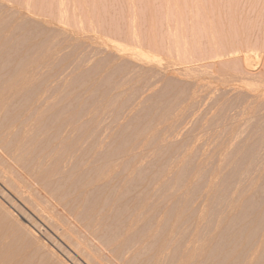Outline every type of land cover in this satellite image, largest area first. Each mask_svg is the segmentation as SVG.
Instances as JSON below:
<instances>
[{"label": "rangeland", "instance_id": "374dc122", "mask_svg": "<svg viewBox=\"0 0 264 264\" xmlns=\"http://www.w3.org/2000/svg\"><path fill=\"white\" fill-rule=\"evenodd\" d=\"M186 262L264 264V0H0V264Z\"/></svg>", "mask_w": 264, "mask_h": 264}, {"label": "bare ground", "instance_id": "6f19581e", "mask_svg": "<svg viewBox=\"0 0 264 264\" xmlns=\"http://www.w3.org/2000/svg\"><path fill=\"white\" fill-rule=\"evenodd\" d=\"M28 74H29V73H28ZM24 83H25V82H24ZM11 84H12V83H11ZM11 84H10V85H11ZM15 84H16V83H15ZM15 84H14V85H15ZM47 85H48V84H47ZM9 88H10V87H9ZM16 88H17V87H16ZM12 89H13V88H12ZM7 90H8V89H7ZM10 90H11V89H10ZM5 91H6V90H5ZM14 91H15V90H14ZM6 96H7V94H6ZM6 96H5V97H6ZM17 101H18V100H17ZM59 101H60V100H59ZM15 103H16V102H15ZM59 104H60V103H59ZM26 110H27V108H26ZM25 112H26V111H25ZM42 132H43V131H42ZM19 144H20V143H19ZM20 145H21V144H20ZM21 146H22V145H21ZM79 148H80V147H79ZM80 149H81V148H80ZM80 149H79V150H80ZM109 172H110V171H109ZM107 175H108V174H107ZM105 177H106V176H105ZM97 179H98V178H97ZM93 181H94V180H93ZM93 181H92V183H93ZM99 181H100V180H99ZM94 183H95V181H94ZM97 184H98V183H97ZM20 186H21V184H20ZM21 187H22V186H21ZM22 189H23V188H22ZM132 192H133V191H132ZM124 196H125V194H124ZM123 198H124V197H123ZM123 198H122V199H123ZM172 198H173V197H172ZM35 199H36V198H35ZM36 200H37V199H36ZM171 200H172V199H171ZM38 201H39V200H38ZM127 201H128V200H127ZM39 202H40V201H39ZM173 202H175V201H173ZM121 203H122V202H121ZM123 203H124V202H123ZM145 203H146V202H145ZM144 205H145V204H144ZM127 207H128V206H127ZM129 207H130V205H129ZM133 209H134V208H133ZM145 209H147V208H145ZM145 209H144V210H145ZM125 211H126V210H125ZM130 211H131V210H130ZM130 211H128V212H130ZM126 212H127V211H126ZM146 212H147V211H146ZM95 213H96V212H95ZM97 213H98V212H97ZM130 213H131V212H130ZM134 213H135V212H134ZM122 214H123V213H122ZM126 215H127V214H126ZM53 216H54V215H53ZM122 216H125V215H122ZM134 216H135V215H134ZM94 217H95V216H94ZM125 217H126V216H125ZM127 217H128V216H127ZM97 218H98V217H97ZM132 218H133V217H132ZM132 218H131V219H132ZM134 218H135V217H134ZM139 218H140V217H139ZM102 219H103V218H102ZM121 220H122V219H121ZM125 221H126V220H125ZM127 221H128V220H127ZM131 221H132V220H131ZM141 221H142V220H141ZM145 221H146V220H145ZM95 222H96V221H95ZM98 222H99V221H98ZM137 222H138V220H137ZM142 222H143V221H142ZM157 222H158V221H157ZM157 222H156V223H157ZM104 223H105V222H104ZM126 223H127V222H126ZM98 224H99V223H98ZM131 224H132V222H131ZM131 224H130V225H131ZM157 224H158V223H157ZM128 225H129V222H128ZM128 225H126V226H128ZM138 225H139V224H138ZM142 225H143V224H142ZM133 226H134V225H133ZM136 227H137V226H136ZM154 227H156V226H154ZM158 227H159V226H158ZM141 228H142V227H141ZM137 229H138V228H137ZM150 229H151V228H150ZM143 230H144V229H143ZM158 230H159V229H158ZM34 231H35V230H34ZM34 231H33V233H36V232H37V231H36V232H34ZM129 231H130V230H129ZM148 231H149V230H148ZM156 231H157V230H156ZM138 233H139V232H138ZM150 233H151V232H150ZM147 234H148V232H147ZM151 234H152V233H151ZM36 235H37V234H36ZM143 235H144V234H143ZM152 235H153V234H152ZM155 235H156V234H155ZM155 235H153V236H155ZM160 235H161V233H160ZM119 236H120V235H118V237H119ZM150 236H151V235H150ZM158 236H159V235H158ZM166 237H167V236H166ZM171 237H172V236H171ZM120 238H121V237H120ZM141 238H142V237H141ZM141 238H140V239H141ZM154 238L156 239V237H154ZM171 239H172V238H171ZM118 240H119V239H118ZM145 240H146V239H145ZM140 241L142 242V239H141ZM163 241H164V240H163ZM167 241H168V240H167ZM171 241H172V240H171ZM173 241H174V240H173ZM173 241H172V242H173ZM156 242H157V241H156ZM159 242H160V241H159ZM172 242H171V243H172ZM139 243H140V242H139ZM162 243H163V242H162ZM164 243H165V242H164ZM169 243H170V242H169ZM173 243H174V242H173ZM158 244H159V243H158ZM165 244H166V243H165ZM177 244H178V243H177ZM161 245H162V244H161ZM166 245L168 246V244H166ZM169 245H170V244H169ZM175 245H176V244H175ZM167 246H166V248H167ZM170 246H171V245H170ZM138 247H139V246H138ZM140 247H141V246H140ZM161 247H162V246H161ZM141 248H142V247H141ZM158 248H159V247H158ZM168 248H169V247H168ZM161 249H162V248H161ZM172 249H173V248H172ZM157 250H158V249H157ZM159 250H160V249H159ZM159 250H158L157 252H159ZM162 250H164V249H162ZM126 251H127V250H126ZM130 251H131V250H130ZM133 251H135V250H133ZM139 251H140V250H139ZM153 251H154V250H153ZM168 251H169V249H168ZM190 251H191V250H190ZM128 252H129V251H128ZM157 252H156V255L158 254ZM130 253H132V252H130ZM133 253H134V252H133ZM142 253H143V252H142ZM162 253H163V252H162ZM162 253L159 252V255L162 254ZM124 254H125V253H124ZM139 254H140V253H139ZM126 255H128V254H126ZM159 255H158V256H159ZM133 256H134V255H133ZM137 256H139V255H137ZM137 256H136V257H137ZM160 256H161V255H160ZM160 256H159V257H160ZM189 256H190V257L187 258L188 260H189L190 258H192L191 255H189ZM124 257H125V256H124ZM139 257H140V256H139ZM159 257H158V258H159ZM185 258H186V257H185ZM134 259H135V257H134ZM187 259H185V260H187ZM136 260H137V259H136ZM138 260H139V258H138ZM190 261H191V259H190ZM183 262H184V261H183ZM183 262H182V263H183ZM187 262H188V261H187ZM187 262H186V264H187ZM156 263H157V262H156ZM156 263H155V264H156ZM182 263H180V264H182Z\"/></svg>", "mask_w": 264, "mask_h": 264}]
</instances>
